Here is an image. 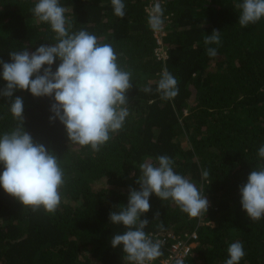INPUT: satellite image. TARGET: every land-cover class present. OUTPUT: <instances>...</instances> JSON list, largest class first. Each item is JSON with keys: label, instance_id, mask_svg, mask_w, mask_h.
Listing matches in <instances>:
<instances>
[{"label": "trees", "instance_id": "obj_1", "mask_svg": "<svg viewBox=\"0 0 264 264\" xmlns=\"http://www.w3.org/2000/svg\"><path fill=\"white\" fill-rule=\"evenodd\" d=\"M162 1L166 61L155 53L146 12L150 0H123L124 18L115 16L111 0H60L70 31L83 28L111 44L118 64L131 72L129 116L93 151L69 141L59 120L49 121L53 98L14 93L13 99H23L25 130L58 157L64 183L54 213L24 208L0 188V264H128L122 248L110 244L126 229L110 223L109 213L127 206L130 187L139 190L140 165L156 164L161 155L196 184L209 207L192 218L173 201L152 195L150 210L141 217L149 221L145 232L195 231L198 246L183 264H225L227 248L236 241L245 251L240 264H264V218L251 220L239 194L250 172L264 165L258 156L264 145V18L241 27L236 5L242 0ZM35 3L0 0V60L10 62L14 50L34 52L57 43L50 26L34 17ZM213 30L221 31V42L211 45L218 54L210 57L204 39ZM165 68L178 82V95L171 99L157 92ZM5 86L0 77V89ZM9 102L0 97V136L18 124ZM203 170L209 171L207 179Z\"/></svg>", "mask_w": 264, "mask_h": 264}, {"label": "clouds", "instance_id": "obj_2", "mask_svg": "<svg viewBox=\"0 0 264 264\" xmlns=\"http://www.w3.org/2000/svg\"><path fill=\"white\" fill-rule=\"evenodd\" d=\"M111 5L115 16L125 17L123 0H111ZM236 7L240 10L241 27L264 18V0H242ZM31 11L38 22L50 26L57 43L42 44L34 52L27 47L14 50L8 54L10 62L0 60V77L6 82L0 89V97L10 101L9 111L18 121L13 130L0 136V165H3L0 188L24 208L54 213L61 203L63 170L58 157L43 144L35 143L25 130L23 99L19 96L13 99L14 93L28 91L35 98H53L49 121L59 120L72 143L99 151L111 138L110 133L119 132L129 116L126 93L133 85L131 72L118 64L111 44L100 43L96 35L83 28L70 31L72 26L65 16L67 9L61 6L60 0H36ZM146 12L149 27L153 31L162 30L164 9L160 0H155ZM220 34L221 31L213 30L205 36L210 57L218 54V49L211 45H220ZM57 60L59 64L53 71ZM159 75L157 92L161 98L177 96L176 78L167 68ZM143 91L148 93L152 89L145 87ZM258 156L264 159V145L260 146ZM173 164L167 155L157 157L156 164L150 160L143 162L141 175L136 179L139 190L130 187L127 206H118V211L109 213L110 223L126 229L115 233L110 244L114 249L122 248L128 264H151L162 254L164 242L146 233L149 221L141 219L150 210L152 195L161 201H173L181 212L192 218L208 210L207 197L190 179L176 173ZM202 177L207 179L209 171L203 170ZM239 194L242 210L251 220L264 218V165L250 172L247 183L239 187ZM159 215L157 211L154 219ZM227 253L229 258L225 264H240L245 256L243 244L231 243Z\"/></svg>", "mask_w": 264, "mask_h": 264}, {"label": "built area", "instance_id": "obj_3", "mask_svg": "<svg viewBox=\"0 0 264 264\" xmlns=\"http://www.w3.org/2000/svg\"><path fill=\"white\" fill-rule=\"evenodd\" d=\"M155 0H150V3L147 8H149ZM160 3L163 5V1L160 0ZM146 8V9H147ZM156 39V56L158 60L165 61L168 58L167 48L164 45L163 39L166 34L164 28L160 31H154ZM153 239L162 240L164 243L161 249V255L151 264H183L188 258L193 256L194 249L198 246V234L194 232H186L184 234H175L169 232L161 235H153Z\"/></svg>", "mask_w": 264, "mask_h": 264}, {"label": "rangeland", "instance_id": "obj_4", "mask_svg": "<svg viewBox=\"0 0 264 264\" xmlns=\"http://www.w3.org/2000/svg\"><path fill=\"white\" fill-rule=\"evenodd\" d=\"M183 144L184 145L187 144V140L186 139L183 140Z\"/></svg>", "mask_w": 264, "mask_h": 264}]
</instances>
